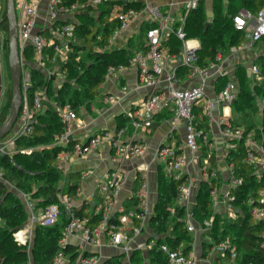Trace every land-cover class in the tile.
I'll use <instances>...</instances> for the list:
<instances>
[{
    "label": "built area",
    "instance_id": "obj_1",
    "mask_svg": "<svg viewBox=\"0 0 264 264\" xmlns=\"http://www.w3.org/2000/svg\"><path fill=\"white\" fill-rule=\"evenodd\" d=\"M107 1L113 2L108 9L107 20L114 22L115 27L101 51L121 49L118 40L130 34L138 17L143 18L142 33H138L142 34V47L131 54L128 66L135 68L138 83L147 92L124 114L115 130L101 131L85 142L68 141L72 126L77 121V111L67 105L61 107L50 103L46 87L36 89L30 98L27 95L31 85L30 73L36 70L49 78L53 86L57 83L60 85L66 77L61 66L68 62L69 55L74 52L78 15L90 13L95 18L99 6ZM135 3H141L142 7L138 10L126 7L127 4ZM197 6L198 0H187L176 14L170 7L150 5L148 0L16 1L22 106L14 125L16 131L8 141L0 143V153H9L18 137L28 135L32 130L34 114L41 110L43 103H50L62 125V132L53 144L62 148L54 165L61 175L60 189L69 183L70 161L84 157L103 143L108 145L112 153L110 159L113 164L103 179L95 184L91 194V198L98 200V203L91 207L87 205V212L93 211L99 215L97 225L90 228L86 226V219L75 216V211L83 207L76 204V195L59 194L56 204L42 210L35 208V201L28 194L17 191L27 214V222L12 234L14 239L23 244L32 241L35 225H52L63 212L67 224L59 245H68L69 237L78 239L79 243L72 259L59 250L54 254L52 264H101L105 259H101L93 250L103 245L119 252L127 262L134 251L146 253L155 248L157 238L148 220L157 200V188L154 203L151 204L152 190L148 179L150 165L139 163L134 167V182L137 186L128 199V205L122 204L120 194L129 174L123 162L145 157V148L137 142L135 133H149L155 117L164 111L170 114L172 130H176L183 122L184 137L180 144H159L151 164L157 167L158 174L178 182L176 197L167 211L174 215L175 208L182 209L177 222L183 224L193 238L187 253H183L181 247L170 249L165 244L159 245L158 249L166 256L167 264H197L195 244L202 230L195 221L192 209L201 182L211 184L209 199L212 209L229 219L236 218L233 190L243 185V178L234 171V165L228 162V158L239 143L244 147L241 161L255 167L254 174L258 181L264 175V4L255 15L248 10H241L233 17L234 29L243 32L244 39L237 46H232L227 54L217 53L204 66L198 64L199 41L187 39L185 33L186 18ZM171 36L181 42L178 55L169 53L163 45ZM238 55L241 56L239 61L230 63ZM170 62H174L175 67L169 68ZM124 67H109L107 76ZM239 67L247 71L250 89L258 91L254 95L257 123L249 115L250 121L245 122L247 118L232 111V104L239 93V79L236 76ZM126 92L127 88L122 86L120 93ZM116 100L117 97L111 94L102 98L105 104ZM115 155L119 156L118 162ZM135 200L136 205L132 207ZM247 206L253 220L264 219V188L259 191L257 206L252 196H248ZM212 220L213 216L209 222ZM203 224L208 222L204 221ZM142 236L144 240L137 241ZM30 249L25 250L27 254ZM227 251L230 252L229 264H236L235 253L230 249L228 240L213 244L207 258L213 259L215 255L223 257Z\"/></svg>",
    "mask_w": 264,
    "mask_h": 264
},
{
    "label": "trees",
    "instance_id": "obj_2",
    "mask_svg": "<svg viewBox=\"0 0 264 264\" xmlns=\"http://www.w3.org/2000/svg\"><path fill=\"white\" fill-rule=\"evenodd\" d=\"M222 1H212L210 22H207L201 1H198L197 8L192 10L186 18V38H195L200 43V49L197 51L200 66L206 65L217 53L227 54L232 46H237L244 39V33L234 29V16L241 10H248L255 15L264 4V0H226L225 4ZM112 4L111 1L102 3L95 18L90 13L83 12L78 15L79 23L75 26L74 52L69 55L68 62L61 66V70L66 72L65 80L54 93L52 88L50 90L51 80L40 72L31 70V85L27 89V95L30 98L36 89L46 87V95L50 103L61 107L67 105L74 111H78L95 97L100 96V89L106 80L109 67L129 65L131 53L126 49L101 51L115 27L114 22L107 20V12ZM126 7L138 10L142 4H127ZM5 16L6 11L0 21V28L6 34L4 48L8 51V22ZM163 45L171 54L180 53L181 42L172 36ZM81 53L84 54L83 57L78 58ZM27 57L30 58L29 54ZM239 69L237 70L239 93L232 104V111L242 114L244 119H248L244 121L248 122L250 119L247 111L257 110L254 95L258 94V91L250 89L247 77L245 74L243 76L241 73L243 70ZM72 83L76 85V88H72ZM10 99L11 88L9 87L6 105L0 113V124L6 118L4 110L9 108ZM50 103H43L41 110L34 114L31 132L15 140L16 151L11 154L0 153L2 177L0 180V220L3 221V226L0 227V264H25L28 258L23 248H18L14 242L12 243V234L27 222V214L17 191L28 194L35 201V208L42 210L56 204L59 194L76 195L77 193L76 184L67 183L63 188H59L61 175L54 165L62 148L53 144L62 132V125ZM156 118L152 124V131L157 127L158 119ZM27 148H36V150L28 153L20 151ZM243 155L244 147L242 143H239L236 151L231 152L228 158V162L234 165V171L243 178V185L233 190V206L237 210L236 218H226L225 214L212 209L209 199L211 184L207 182L199 184L196 204L192 211L196 223L200 226L209 215L213 214L214 217L212 228L204 234L209 242L201 241L202 254L207 255L213 244L228 240L230 249L232 248L235 253V262L238 261L236 264H264V246H262L264 219L253 220L248 211L249 206H247L248 196L253 197L254 205L257 206L259 191L264 188V175L262 180L258 181L254 174L255 167L241 161ZM73 177L71 175L68 179ZM4 181L12 184L13 189L8 188ZM177 186L178 182L158 174L157 200L153 214L148 220L153 234L158 236L156 246L146 253L134 251L129 259L132 264H144L145 260L146 264H167L166 256L158 249L161 244L167 245L170 249L181 247L183 253L191 249L192 236L183 224L177 222V218L182 215V209L175 208L174 215L167 211V207L173 204L176 197ZM135 205L136 200L132 207ZM86 210L87 207L78 209L75 211V216L86 219V226L91 228L98 224L100 217L93 211L87 212ZM66 224L67 219L61 212L59 220L54 224L45 227L35 225L31 248L33 264H52L53 256L59 250L69 255L70 259L74 257L77 250L75 245L68 244L62 247L58 243ZM168 231H171V234ZM112 259L114 258L106 259L101 264H115ZM213 259L229 264L230 252H225L223 257L215 255Z\"/></svg>",
    "mask_w": 264,
    "mask_h": 264
},
{
    "label": "crops",
    "instance_id": "obj_3",
    "mask_svg": "<svg viewBox=\"0 0 264 264\" xmlns=\"http://www.w3.org/2000/svg\"><path fill=\"white\" fill-rule=\"evenodd\" d=\"M17 1V0H16ZM15 1V5H16ZM187 0H148L150 5L168 6L176 14L179 13L181 4ZM201 1L209 15L212 16L211 4L212 0H198ZM226 3V0H223ZM44 7V4H42ZM6 11V1L0 0V21L4 12ZM15 13L18 16V11L15 8ZM208 16V13L205 11ZM144 26L143 18L138 17L134 22L130 30V34L118 40V47L126 49L131 54L136 52L142 47V33L141 28ZM3 35L5 32L0 28V113L4 109L7 102V92L10 87V78L8 66L5 68V61L3 57L2 49ZM133 47L135 49H130ZM241 56H234L230 63L233 61L238 62ZM5 63V64H4ZM169 68L175 67L174 62L168 64ZM239 68H237L238 70ZM243 75L247 77V71L241 68ZM239 69V70H240ZM7 70V73L5 71ZM240 74V73H239ZM236 76L239 78L238 73ZM125 86L127 92L125 94L120 93V88ZM211 90L208 91V93ZM147 92V89L138 83V76L133 66H126L122 70L110 74L106 77L105 82L102 84L100 89V96L95 97L89 105L82 106L77 111V121L74 122L71 130V141L85 142L89 137L101 132V131H113L118 124L123 120L124 114L137 102H139ZM114 95L117 100L113 103H104L102 98L105 95ZM210 94V93H209ZM157 127L155 130H150L149 133L138 131L135 133V139L137 142L142 144L145 148V157L137 160H127L123 162V167L126 169L128 174L127 183L120 194V201L124 206L128 205V199L131 194L135 191L137 183L134 182V167L139 163L150 165L148 171V179L150 182V189L152 194L150 196L151 204L154 203L158 172L157 167L151 164V160L155 149L161 143L166 144H180L184 137V124L181 122L176 130H172L170 125V114L164 111L156 116ZM180 132V134L178 133ZM112 153L106 143H103L96 150H93L81 158H74L70 161L68 167L69 183L76 184L78 186L75 197L76 204L83 207H91L93 204L98 203V200L91 198V194L94 191L95 184L103 179L105 172L112 166L111 161ZM116 161H119V156L115 155ZM77 175V176H76ZM78 182H77V181ZM155 192V193H153ZM145 234V233H144ZM71 238V239H70ZM68 243L78 246L79 240L70 237ZM144 240V236L138 237L137 241ZM93 250V249H92ZM94 252L98 253L101 259H109L110 256H121L116 250L108 246L96 247ZM117 254V255H116ZM108 256V257H107ZM122 257V256H121ZM122 259H124L122 257ZM209 259V258H208ZM126 261V260H125ZM207 261V260H206Z\"/></svg>",
    "mask_w": 264,
    "mask_h": 264
},
{
    "label": "water",
    "instance_id": "obj_4",
    "mask_svg": "<svg viewBox=\"0 0 264 264\" xmlns=\"http://www.w3.org/2000/svg\"><path fill=\"white\" fill-rule=\"evenodd\" d=\"M6 1V19L8 22V56L7 64L10 78L11 99L8 114L0 124V140L5 138L13 129L22 106V69L18 48L17 20L15 13V0ZM180 61V58H178ZM71 141V136H68ZM157 238V235L154 236Z\"/></svg>",
    "mask_w": 264,
    "mask_h": 264
},
{
    "label": "rangeland",
    "instance_id": "obj_5",
    "mask_svg": "<svg viewBox=\"0 0 264 264\" xmlns=\"http://www.w3.org/2000/svg\"><path fill=\"white\" fill-rule=\"evenodd\" d=\"M213 1V0H212ZM222 3H223V1H222ZM204 6V5H203ZM211 10H212V4H211ZM204 9H205V7H204ZM209 10V9H208ZM208 10H206L205 9V11L208 13ZM206 17H207V22H210V20H211V15H209V13H208V16H207V14H206ZM5 42H6V36L5 35H3V40H2V42H1V44H3V47H4V44H5ZM130 49L132 50V49H135V48H133V47H130ZM2 52H3V57H4V61H5V63H6V65H5V68H7V66H8V64H7V56H8V51L6 50V48H3L2 49ZM83 53H81V54H79V56H78V58L80 57H83ZM4 63V64H5ZM8 69V68H7ZM5 73H7V70L5 71ZM58 85H59V83H57L55 86H53L52 84H51V87H50V90H51V88H52V90H53V92L55 93L56 92V90H58L57 88H58ZM72 88H76L75 86V84L74 83H72ZM71 88V89H72ZM91 102H89L88 103V105L90 104ZM85 106V105H84ZM8 110H9V108L8 109H5L4 111H5V117L7 116V114H8ZM247 114L249 115V117L254 121V122H256L257 123V113L256 112H251V111H248L247 112ZM16 131V127L14 126L13 127V129L11 130V132L5 137V138H3L2 140H0V143L1 142H5V141H8L13 135H14V132ZM179 134H180V132H178ZM181 135V134H180ZM37 148V147H36ZM36 148H27V149H21L20 151H22V152H25V153H27L26 151L28 150L29 152L30 151H32V150H36ZM19 150V149H18ZM16 151V149H15V145H13V147L9 150V153L11 154V153H13V152H15ZM77 181V180H76ZM78 182V181H77ZM7 186H8V188H10V189H13V186H12V184H10V183H8L7 184ZM213 216V214H211V215H209V217H208V219L207 220H204V221H207L208 222V224H203L202 223V225H201V230H202V235L197 239V243L195 244V252L197 253V255H196V257H197V264H227V262H225V261H220L219 259H208L207 258V255H204V254H202V247H203V245H202V243H201V241H208V238L204 235L205 233H207L211 228H212V226H213V221H214V217H213V220L212 221H210L209 222V219L211 218ZM226 217V216H225ZM224 218V217H223ZM227 218V217H226ZM212 225V226H211ZM1 226H3V221H1L0 220V227ZM168 233L169 234H171V231H168ZM62 236H63V233H62ZM62 236H61V238H62ZM12 237H13V235H12ZM70 238V237H69ZM71 239V238H70ZM15 243L16 245V247H20V248H23V250H27V249H29V247L30 248H32V242H33V240L32 241H26V243H21V242H18L16 239H14V237H13V241H12V243ZM183 242H186V241H183ZM209 242V241H208ZM39 246V245H38ZM119 253V252H118ZM117 255V254H116ZM28 258H27V262L25 263V264H33V262L34 261H32V259H31V249H30V251H29V253H28V256H27ZM108 257V256H107ZM144 257H146L145 255H144ZM111 258H114V259H112V260H114L113 262H115V264H132L130 261H125L124 259H122L121 257H117V256H110L109 257V259H111ZM207 260V261H206ZM146 262V260L144 261V264H146L145 263ZM235 263H238V261L237 262H235Z\"/></svg>",
    "mask_w": 264,
    "mask_h": 264
},
{
    "label": "bare ground",
    "instance_id": "obj_6",
    "mask_svg": "<svg viewBox=\"0 0 264 264\" xmlns=\"http://www.w3.org/2000/svg\"><path fill=\"white\" fill-rule=\"evenodd\" d=\"M244 76V75H243Z\"/></svg>",
    "mask_w": 264,
    "mask_h": 264
}]
</instances>
